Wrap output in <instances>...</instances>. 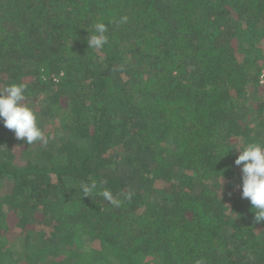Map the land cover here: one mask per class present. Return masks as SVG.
<instances>
[{"label": "trees", "instance_id": "trees-1", "mask_svg": "<svg viewBox=\"0 0 264 264\" xmlns=\"http://www.w3.org/2000/svg\"><path fill=\"white\" fill-rule=\"evenodd\" d=\"M12 82L49 139L0 121V264H264L234 164L264 143V0H0Z\"/></svg>", "mask_w": 264, "mask_h": 264}, {"label": "clouds", "instance_id": "clouds-1", "mask_svg": "<svg viewBox=\"0 0 264 264\" xmlns=\"http://www.w3.org/2000/svg\"><path fill=\"white\" fill-rule=\"evenodd\" d=\"M126 20L127 17H121V22ZM106 32L107 25L104 22H97L93 34L87 39L89 48L102 49L108 43ZM26 88L23 83L12 82L0 90V121L4 127L13 131L18 140H23L28 145L36 142L46 145L49 138L38 126L34 110L24 102ZM237 149L239 155L234 164L240 166L241 197L248 199L253 206L255 220L264 221V143L249 142ZM96 188L95 181L81 184L85 197ZM101 195L110 204L120 205V201L110 190L104 189Z\"/></svg>", "mask_w": 264, "mask_h": 264}]
</instances>
